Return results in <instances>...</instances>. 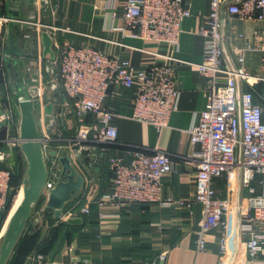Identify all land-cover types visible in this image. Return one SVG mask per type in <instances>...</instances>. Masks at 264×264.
I'll return each instance as SVG.
<instances>
[{
	"label": "built area",
	"instance_id": "obj_1",
	"mask_svg": "<svg viewBox=\"0 0 264 264\" xmlns=\"http://www.w3.org/2000/svg\"><path fill=\"white\" fill-rule=\"evenodd\" d=\"M190 17L185 0H125L121 15L124 27L119 31H126L134 40L167 46L175 53L179 50L183 23ZM233 17L264 21V0H209V13L198 30L204 41L203 61L197 64L199 75L207 82L208 95L203 110L187 130L190 144L196 148L189 156L195 168L196 188L190 197L179 201L162 195L163 179L175 172L174 162L165 152L155 150L147 155L133 151L129 163L120 158H107L111 174L108 191L101 189L94 171L101 160L90 159L93 146L104 152L118 137L114 125L118 115L111 107H105L106 98L113 92L112 86L133 91L131 120L152 126L157 132L168 126L180 96L175 87L174 67L158 63L135 69L120 55H106L89 45L76 47L70 41L59 43L53 38L56 56L54 60H43L39 40L43 28H37L36 58L33 59L36 66L30 69L35 72V82L34 79L29 82L26 92L38 109L35 115L39 143L48 171L41 199L44 201L45 191L53 188L60 174L57 158L48 152L67 154L84 184L76 203L64 209L65 218L89 216L91 207L101 212L105 207L119 205L190 208L199 204L202 218L195 231L196 252L207 250V236L215 232L220 264H264V39L257 41L256 33L255 44L246 45L248 51H262L260 73L253 76L236 67L233 57L226 52L233 32L228 22ZM8 22L0 16V75L5 66ZM34 25L51 30L39 23ZM241 55L236 53V58ZM44 64L55 72L68 100L65 106L73 112L75 129L71 136L59 135L56 129L52 134L43 130L48 119L44 114L47 89L42 82ZM222 74L227 78L219 86L216 78ZM259 84L262 89L258 92L254 85ZM14 107L18 110L17 103ZM1 110L6 122L2 129L5 138L0 140L6 147L0 150V162H4L9 152L20 148L21 141L11 110ZM225 176L235 184L229 182L234 187H230L226 197H221L214 183ZM10 178V171L0 168V211L5 206ZM255 183L258 190L254 189ZM73 250L69 246L68 254H73ZM82 262L90 264L73 256L68 262L50 261L44 254L34 257L35 264Z\"/></svg>",
	"mask_w": 264,
	"mask_h": 264
},
{
	"label": "crops",
	"instance_id": "obj_2",
	"mask_svg": "<svg viewBox=\"0 0 264 264\" xmlns=\"http://www.w3.org/2000/svg\"><path fill=\"white\" fill-rule=\"evenodd\" d=\"M23 2V6L28 8L21 12L20 19L43 26L47 24L51 27L48 33L59 43L70 41L76 47L89 45L106 55H120L135 69L158 63L174 67L175 87L180 96L168 126L157 132L152 126L131 120L133 91L112 86L113 92L106 98L105 107H111L118 115L114 120L118 137L104 152L98 146H93L90 159L98 157L101 160L100 166H96L94 171L101 189L108 191L111 174L107 168V158H120L129 163L133 158V151L147 155L155 150L165 152L174 162L175 172L163 179V198L179 201L190 197L195 192L196 182L195 168L189 156L196 148L190 144L187 130L203 110L208 95L207 82L199 75L197 64L203 61L204 41L198 35V30L203 25V18L209 13V0H185L191 17L183 23L179 50L175 53L167 46L134 40L129 38L126 31H119L124 27L121 15L125 0H48L44 12L40 10L39 0ZM9 3V0H0V16H4ZM33 14L35 19H31ZM228 24L233 32L226 49L227 54L233 57L236 67H241L245 73L253 76L259 74L262 51H248L246 45L255 44L256 33L257 41L264 39V21H246L233 17ZM14 26L16 35L20 33L30 36V39L24 40V49L28 51H32L31 39H35V43L37 41L36 29L43 28L40 31H47L44 27L35 25H32L33 32L23 31L24 27L16 22ZM239 35L243 37L240 38ZM262 46L259 45V48H263ZM53 51L56 56L54 46ZM238 52L242 55L236 58ZM32 60V57L21 58L24 64L21 74L28 83L34 79L35 72L26 71L27 64ZM43 67L42 82L47 88L45 106L52 105V115H47V118L56 121L54 129L59 135H65L63 131L73 123V112L65 106L68 100L55 78V72H51L45 64ZM226 78L223 74L218 75L217 84L223 85ZM9 87L12 86L9 85V73L5 64L0 75V108L3 110L6 107L2 104V95L4 93V99L10 100L8 95L12 92ZM261 89V84L254 85L255 91L259 92ZM16 103L17 101L13 105ZM2 133L4 139L5 132ZM14 149L20 151V148ZM225 181L226 177L215 180L214 187L218 195H224ZM99 212L95 207L91 208L87 224L80 231L72 232L71 238L69 231L60 228L52 252L45 256L54 262H68L73 256L85 259L90 264H220L215 232L207 236V250L196 252L195 231L202 218L199 204L190 208L178 205L160 207L158 204L119 205L105 207ZM100 214L105 217L101 218ZM29 224L32 231L40 232V236L38 246L26 256L24 264H35L34 257L40 253L38 248L46 245L51 231L62 223L48 220L47 214L37 210L35 215L32 214ZM4 225L0 231H3ZM82 235L86 238L83 239ZM79 236L82 241H79ZM69 246L74 249L71 255L67 252Z\"/></svg>",
	"mask_w": 264,
	"mask_h": 264
},
{
	"label": "water",
	"instance_id": "obj_3",
	"mask_svg": "<svg viewBox=\"0 0 264 264\" xmlns=\"http://www.w3.org/2000/svg\"><path fill=\"white\" fill-rule=\"evenodd\" d=\"M9 1V6L4 11V17L9 20L6 27L7 48L5 50V64L8 68V73L11 74V58L17 57L20 54V49L18 46L19 42L24 43V40L30 39L28 34L22 35L19 33L16 35L14 33V23L16 22L23 26V31L31 30L33 32V26L35 22H25L20 19L21 12L28 8L23 6V0ZM39 1L41 3L39 6L40 10H43L44 12V6L48 5V0ZM35 17V14H33L31 19H35ZM44 26L49 27L47 24H44ZM39 36L42 47V59L46 60L48 58L50 60H54L55 55L53 51L52 37L48 31L45 30L41 31ZM31 41L33 43L32 51H28L25 48L22 51V59L24 56L32 57L33 59L36 58L35 39H31ZM22 64L23 62H20V69ZM27 65L28 67L26 68V71L30 72V69L33 66H36V62L32 60ZM47 68L50 67L47 65ZM50 70L52 72L51 68ZM33 92L34 91H32V93ZM45 98L46 97L44 96V99ZM17 105L19 111L18 137L21 141L20 152L24 159L26 169L21 189L23 195L22 200L12 212V214L9 213L6 219V227L0 237V264H7L9 258L11 257L15 246L26 229L27 222L30 220L37 203L41 200L42 191L48 179V171L44 160V153L39 143V126L35 115L38 109L33 104L26 90L17 99ZM44 114L52 115L51 104L45 106ZM5 123V115L0 108V130L4 128ZM55 126L56 121L53 118H48L46 123L43 125V130L45 133L52 134ZM48 154L57 158L60 165V174L53 188L47 189L45 191L42 213H44L46 210H49L52 212V216L55 221H62L63 223L70 226H82V217L65 218L63 211L70 202L77 200L80 197L83 190L84 180L71 165L69 156L67 154L65 156H60L55 151H49Z\"/></svg>",
	"mask_w": 264,
	"mask_h": 264
},
{
	"label": "trees",
	"instance_id": "obj_4",
	"mask_svg": "<svg viewBox=\"0 0 264 264\" xmlns=\"http://www.w3.org/2000/svg\"><path fill=\"white\" fill-rule=\"evenodd\" d=\"M2 137H3V133L0 130V140L2 139ZM4 149H5V145L0 142V150H4ZM25 167L26 166H25V163L23 161V158L21 156L19 149H14L11 153V156L7 159V161L0 163L1 169H7L11 173L10 184H9L10 189L7 194L4 209L0 211V229L3 227L10 211L12 210L16 195L20 189V186L23 183V178H24L25 169H26ZM75 201L76 200L70 202L68 205L75 203ZM43 204H44V201L41 199L37 203L35 210H37L38 208H39L38 210H40ZM91 208L93 209L94 207H91ZM44 213L47 214L48 220L55 221L53 219L51 211L46 210ZM88 220H89V216L88 217L84 216L82 226H70L65 223H62L61 225L53 229L51 231L49 240L45 243L46 245L42 248L41 247L38 248L40 251L39 254L46 255L47 253L49 254V252L50 253L52 252L55 240L57 239L59 235L60 228L69 231L68 235L70 237L72 232H76V231L78 232L81 229H83L84 225L87 224ZM39 236H40V232L34 231V230L32 231V229L30 228L29 221H28L26 225V229L23 235L21 236V238L19 239L17 245L15 246L13 253L11 257L9 258L7 264H24L26 256L38 246Z\"/></svg>",
	"mask_w": 264,
	"mask_h": 264
},
{
	"label": "rangeland",
	"instance_id": "obj_5",
	"mask_svg": "<svg viewBox=\"0 0 264 264\" xmlns=\"http://www.w3.org/2000/svg\"><path fill=\"white\" fill-rule=\"evenodd\" d=\"M18 46H19V49H20V54L17 57H12L11 58V66H12V70L11 71H12V73L9 74V85L12 86V87H9V88H10L12 94L8 95L10 100L4 99L5 98L4 93L2 95L3 96L2 104L4 105V107L9 108L11 110V113L13 114V125H16V126L19 124V113H18V110L14 107L15 105H13V103L17 101V99L25 92L26 88L29 86L28 81L22 77V74H21L22 72H21V69H20V66H19L20 62H21L20 58L22 56V51L24 50V43L19 42ZM23 65L24 64H22V66ZM2 88H3L2 91H4V86ZM65 129L66 130L63 131L65 133V136H71V135H73L75 128H74V125L72 123L71 126H69L68 128L66 127ZM229 182L227 181V178H226V181L224 183L225 186H226L225 190H224V195L223 196L220 195L221 197H226L227 193L230 192V187L231 186L234 187V185H231V184H235V183L232 181V182H230L231 183L230 184ZM253 185L255 187L254 189L258 190L257 189L258 188L257 183H255ZM20 190L21 189H19V191ZM19 191H18V193H19ZM18 193H17V195H18ZM17 195H16V198H17ZM16 198H15V200H16ZM37 210H35L34 215L37 213ZM79 237H80L79 241H82L81 240L82 238L83 239L86 238V236H84V235H82V238H81V236H79Z\"/></svg>",
	"mask_w": 264,
	"mask_h": 264
},
{
	"label": "bare ground",
	"instance_id": "obj_6",
	"mask_svg": "<svg viewBox=\"0 0 264 264\" xmlns=\"http://www.w3.org/2000/svg\"><path fill=\"white\" fill-rule=\"evenodd\" d=\"M22 197H23V195H22V190H20L19 193H18V195H17V198H16V200H15V202H14V205H13V207H12V210H11L10 214H12V212L15 210V208H16V207L18 206V204L21 202ZM6 224H7V222L5 223L2 232H4V229H5V227H6Z\"/></svg>",
	"mask_w": 264,
	"mask_h": 264
}]
</instances>
